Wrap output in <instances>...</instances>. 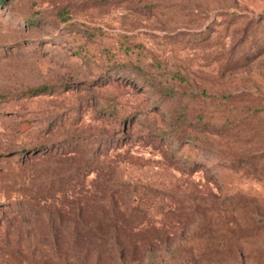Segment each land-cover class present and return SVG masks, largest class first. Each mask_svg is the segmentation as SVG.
<instances>
[{"label": "rangeland", "instance_id": "1", "mask_svg": "<svg viewBox=\"0 0 264 264\" xmlns=\"http://www.w3.org/2000/svg\"><path fill=\"white\" fill-rule=\"evenodd\" d=\"M0 264H264V0L0 3Z\"/></svg>", "mask_w": 264, "mask_h": 264}, {"label": "trees", "instance_id": "2", "mask_svg": "<svg viewBox=\"0 0 264 264\" xmlns=\"http://www.w3.org/2000/svg\"><path fill=\"white\" fill-rule=\"evenodd\" d=\"M5 0H0V3H4ZM46 89H38V90H35L34 92L35 93H41V92H44Z\"/></svg>", "mask_w": 264, "mask_h": 264}]
</instances>
